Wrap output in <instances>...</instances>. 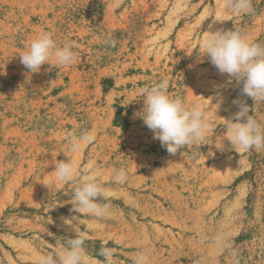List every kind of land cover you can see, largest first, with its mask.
Masks as SVG:
<instances>
[{
    "label": "rangeland",
    "instance_id": "rangeland-1",
    "mask_svg": "<svg viewBox=\"0 0 264 264\" xmlns=\"http://www.w3.org/2000/svg\"><path fill=\"white\" fill-rule=\"evenodd\" d=\"M224 5L0 0V264L57 254L75 236L64 223L73 216L85 236L83 264H107L102 247L113 250L111 264H134L141 253L147 264H264V149L235 150L226 138L239 110L233 100L262 125L264 101L242 95V84L220 74L201 46L206 31L237 29L264 45V0H252L251 14ZM43 31L58 46L74 45L70 66L30 73L21 64L19 54ZM164 78L170 95L199 103L210 122L205 140L175 155L134 116L143 108L140 89ZM83 131L96 139L73 152L68 133ZM57 153L79 173L96 174L106 217L73 210L81 176L56 182ZM119 168L124 184L113 178Z\"/></svg>",
    "mask_w": 264,
    "mask_h": 264
},
{
    "label": "clouds",
    "instance_id": "clouds-1",
    "mask_svg": "<svg viewBox=\"0 0 264 264\" xmlns=\"http://www.w3.org/2000/svg\"><path fill=\"white\" fill-rule=\"evenodd\" d=\"M224 7L235 14H251L254 11L252 0H225ZM206 32L208 34L201 42L202 54L207 55L209 62L220 74H227L237 84H242V95L252 98L253 101H264V45L249 41L238 29ZM73 48L71 42L58 46L52 33L43 31L19 54L20 62L30 73H38L45 64L54 68L70 66L75 60ZM168 89L167 78L153 83L150 87L141 88L139 95L143 100V108L134 113V116L142 119L144 125L152 131L153 139L159 140L161 147L175 155L179 149L205 140L206 133L210 130V122L205 119L199 103L188 106L182 97L170 95ZM233 104L239 110L234 114V122L230 121L227 128V140L235 150L264 149V125L249 115L250 107L245 102L235 99ZM67 138L71 150L75 152L93 143L96 135L94 132L83 131L79 135L68 133ZM215 146H223L221 139L215 142ZM57 155L58 153L52 156L51 160L56 182L69 184L75 177L81 176L80 182L73 184L71 188L70 202L73 210L79 214L106 217L110 207L107 203H101L106 199V189L98 182L96 174L89 169L79 173L69 158L65 162L57 160ZM113 178L116 183L124 184L128 178L126 169H114ZM44 185L49 188L53 186L50 182ZM77 217L64 220L75 232V236L67 240V245L55 255L37 253L34 264H83L85 236L80 230ZM100 255L105 257L107 264H111L112 249L102 247ZM147 259L145 254H138L134 264H147Z\"/></svg>",
    "mask_w": 264,
    "mask_h": 264
}]
</instances>
